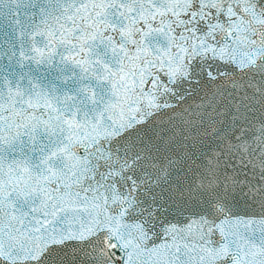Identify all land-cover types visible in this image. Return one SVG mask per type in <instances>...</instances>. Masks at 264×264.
Here are the masks:
<instances>
[{"label": "snow or ice", "instance_id": "1", "mask_svg": "<svg viewBox=\"0 0 264 264\" xmlns=\"http://www.w3.org/2000/svg\"><path fill=\"white\" fill-rule=\"evenodd\" d=\"M0 264H264V0H0Z\"/></svg>", "mask_w": 264, "mask_h": 264}]
</instances>
